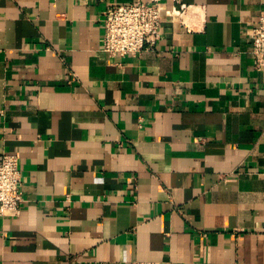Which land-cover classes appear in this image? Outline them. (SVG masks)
Returning a JSON list of instances; mask_svg holds the SVG:
<instances>
[{"label": "crops", "instance_id": "crops-1", "mask_svg": "<svg viewBox=\"0 0 264 264\" xmlns=\"http://www.w3.org/2000/svg\"><path fill=\"white\" fill-rule=\"evenodd\" d=\"M136 1L0 0L24 193L0 264H264V0H179L156 50L110 57L104 12Z\"/></svg>", "mask_w": 264, "mask_h": 264}, {"label": "built area", "instance_id": "built-area-1", "mask_svg": "<svg viewBox=\"0 0 264 264\" xmlns=\"http://www.w3.org/2000/svg\"><path fill=\"white\" fill-rule=\"evenodd\" d=\"M187 9L179 0H174L171 7L162 5L159 0H137L131 4L110 7L104 12L102 19V50L110 57L154 51L162 38L163 20L181 19ZM251 35L254 68L264 71V11L260 13ZM23 203L20 158L15 153H0V218L20 216Z\"/></svg>", "mask_w": 264, "mask_h": 264}]
</instances>
